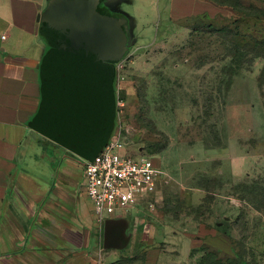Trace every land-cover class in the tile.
<instances>
[{"label": "rangeland", "instance_id": "obj_1", "mask_svg": "<svg viewBox=\"0 0 264 264\" xmlns=\"http://www.w3.org/2000/svg\"><path fill=\"white\" fill-rule=\"evenodd\" d=\"M240 2L264 10V0ZM155 3L149 17L126 7L145 32L122 27L128 38L116 63L112 135L129 155L154 159L158 190L152 205L93 222L88 264H264V60L230 79L226 55L238 17L157 28ZM246 20L241 35L262 40L264 18ZM74 162V191L92 218L83 159ZM244 185L249 194L237 191Z\"/></svg>", "mask_w": 264, "mask_h": 264}, {"label": "crops", "instance_id": "obj_2", "mask_svg": "<svg viewBox=\"0 0 264 264\" xmlns=\"http://www.w3.org/2000/svg\"><path fill=\"white\" fill-rule=\"evenodd\" d=\"M155 2L0 0V264H88L97 221L93 206L91 218L74 191L77 156L32 127L44 97L43 66L68 13L74 17L83 9L123 33V26L143 33L126 7L149 17L147 5ZM157 2V28L166 21L233 13L211 0Z\"/></svg>", "mask_w": 264, "mask_h": 264}, {"label": "water", "instance_id": "obj_3", "mask_svg": "<svg viewBox=\"0 0 264 264\" xmlns=\"http://www.w3.org/2000/svg\"><path fill=\"white\" fill-rule=\"evenodd\" d=\"M76 15L79 24L58 28L62 40L53 36L60 51L44 63V97L32 127L83 160L93 161L107 140L114 113L113 68L107 63V40L90 23L91 16L83 9ZM111 222L118 221L106 223Z\"/></svg>", "mask_w": 264, "mask_h": 264}, {"label": "built area", "instance_id": "obj_4", "mask_svg": "<svg viewBox=\"0 0 264 264\" xmlns=\"http://www.w3.org/2000/svg\"><path fill=\"white\" fill-rule=\"evenodd\" d=\"M5 38V36L3 37ZM122 108L124 102H118ZM118 135H112L93 161H83L85 194L98 223L110 216L124 218L141 204L154 202L161 172L153 158L133 157Z\"/></svg>", "mask_w": 264, "mask_h": 264}, {"label": "trees", "instance_id": "obj_5", "mask_svg": "<svg viewBox=\"0 0 264 264\" xmlns=\"http://www.w3.org/2000/svg\"><path fill=\"white\" fill-rule=\"evenodd\" d=\"M211 1H213L219 7L231 9L233 14L238 17V19L234 21L235 22L234 26L236 28L235 30L232 31L233 33H231V39L233 40L234 48L232 52L226 55L227 59L229 58L231 59V69L232 68L235 69L234 71H232L230 75V79H232V77L237 75L240 72V70H242L244 67L247 66L251 68L257 59L264 60V38L262 40H256V39H252L250 37H244L241 35V32H243V30H246L248 28L249 20L247 21L246 19L264 18V10L254 8V6L245 7L244 5L241 4L240 0H211ZM228 2H236L239 6L229 4ZM209 18H210L209 16L205 15V16L194 18L192 20L202 21V20H207ZM254 27L256 26L254 25ZM250 57H254V58L250 60ZM259 84H260V88L264 87V66L260 71ZM112 92H113V103H114L115 109H114V113L112 116L108 137H107V140L103 148L108 143L110 139V135L112 134V130L114 126V119L116 115L115 94H114V91ZM237 191H241L242 193L249 194L251 190L248 189V187L244 185V186L239 187ZM253 192H255V190H253ZM239 256L242 257L243 255L240 253Z\"/></svg>", "mask_w": 264, "mask_h": 264}, {"label": "flooded vegetation", "instance_id": "obj_6", "mask_svg": "<svg viewBox=\"0 0 264 264\" xmlns=\"http://www.w3.org/2000/svg\"><path fill=\"white\" fill-rule=\"evenodd\" d=\"M69 14V13H68ZM61 19L62 25H67L69 23H77L79 24L81 22V19L78 18V15H76V11H74V17L72 15H68ZM90 23H92L93 27L107 40L108 43V50L110 52L106 56L107 63L110 64L113 68V76L111 81V88L112 91H114V77L116 74V63L118 59L120 58V55L122 53V50L124 49L126 39L128 38L125 36L123 32H121L113 22H100L96 17L92 16L90 18ZM61 39V36H58L57 39ZM60 46L62 45V42L58 43ZM57 48L55 49L54 53L59 52ZM115 109V108H114ZM111 133V132H110ZM112 137V134L110 135V138Z\"/></svg>", "mask_w": 264, "mask_h": 264}]
</instances>
